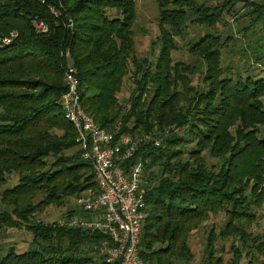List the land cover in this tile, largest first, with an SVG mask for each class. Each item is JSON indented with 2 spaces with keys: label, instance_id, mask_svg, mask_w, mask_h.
<instances>
[{
  "label": "trees",
  "instance_id": "trees-1",
  "mask_svg": "<svg viewBox=\"0 0 264 264\" xmlns=\"http://www.w3.org/2000/svg\"><path fill=\"white\" fill-rule=\"evenodd\" d=\"M153 1L159 50L140 57L135 0H0V184L12 183L0 193V234L32 235L26 250L0 247V264H107L97 250L100 234L36 220L48 206L97 191L60 105L68 66L79 78L83 110L98 126L115 136L161 137L136 153L146 164L142 260L188 264L191 232L223 213L217 235L232 240L228 264L242 257L235 242L251 255L248 264L257 255L264 264V231L247 228L264 206V0ZM241 10L249 23L240 39L223 33L225 15ZM39 20L45 32L36 30ZM188 25L207 32L186 44L192 62L174 61L175 37L183 39ZM242 39L254 41L246 44L252 54L244 50L241 67L224 64V50ZM125 82L132 85L120 99ZM81 208L66 206L61 219L86 215ZM218 237L208 231L199 264H224L214 248Z\"/></svg>",
  "mask_w": 264,
  "mask_h": 264
},
{
  "label": "built area",
  "instance_id": "built-area-1",
  "mask_svg": "<svg viewBox=\"0 0 264 264\" xmlns=\"http://www.w3.org/2000/svg\"><path fill=\"white\" fill-rule=\"evenodd\" d=\"M50 11L57 16L53 8ZM38 32L46 25L39 20ZM65 90L60 97L63 115L73 126L83 159L91 162L97 191L77 199L86 215L75 214L59 223L100 234L98 253L107 264H146L139 254L145 219V161L137 157L138 147L148 141L158 146L161 137H133L98 126L80 103L79 78L68 66L64 74Z\"/></svg>",
  "mask_w": 264,
  "mask_h": 264
},
{
  "label": "rangeland",
  "instance_id": "rangeland-1",
  "mask_svg": "<svg viewBox=\"0 0 264 264\" xmlns=\"http://www.w3.org/2000/svg\"><path fill=\"white\" fill-rule=\"evenodd\" d=\"M218 1L219 0H210V3L217 4ZM135 5L136 20L133 25L135 50L138 56L145 57L149 56V54L151 55L152 53H157L159 50V45L157 43V23L159 18V9L157 3L153 0H135ZM239 7L240 6H238V8ZM245 15L247 14L244 10L238 12L236 17H234L232 14L225 15L224 22L218 27L222 29L223 33H227L229 31L240 39V36H242V28H244L249 23V17ZM258 29L260 33L264 34V23L259 24ZM206 32L207 30L202 26L197 27V25H188V27L184 30L183 39L175 37L179 49L172 52L173 60L183 61L185 63L192 62L194 59L188 55L186 44L194 42V40H196L198 37L202 36ZM255 32L258 33L256 29ZM257 36L259 37V35ZM248 41L254 43V41L251 39H248L246 42L245 39H242L241 42L239 40L236 42L237 45L235 43L229 49H226V51L224 50L223 63H229L230 65L241 67L245 63L244 50L247 54H252L251 50L246 47ZM153 42H156V45H153ZM199 82L200 81L198 76H195L193 79V84H198ZM124 84L126 85H124L121 93H119L120 99H125L128 96L129 87L130 85H132L126 82ZM11 186V182L0 184V193L4 189L9 188ZM67 202L68 204L63 207L56 208L55 206H48L43 210V212L38 213L36 215V220H41L45 223H51L54 221L57 222L62 218V216L65 215L66 206H70V208H78L77 200L71 198L67 200ZM76 213L81 214L82 212L79 211ZM256 217L257 219L255 221H252L249 224V227H247L248 232H251L252 235H256L264 231V206L262 207V209H257ZM224 219L225 216L223 213L212 215L210 216L209 220L205 222L201 227L191 232L188 239V244L191 250L193 251L194 256L193 260H191L188 264L200 263L202 252L204 246L206 245L208 231H210L211 228L214 229L216 237H218L217 234L219 233V228H221V226L224 224ZM31 236L32 235H30V233L26 230L16 231L12 229H7L5 232L0 234V247L3 250L2 253L5 252V250L9 246H14L17 251L26 250L31 243ZM231 241V239H219V237L215 239L214 248L217 251H222L220 253L216 252V254H221L224 259V264L230 263L234 256ZM234 247H238V249L242 252V257L239 259L238 264H248V261L251 259V255L246 254L244 248H241L240 245L236 242ZM260 262V257L257 255L255 264H259ZM95 264H98L97 260ZM175 264L182 263L179 262Z\"/></svg>",
  "mask_w": 264,
  "mask_h": 264
}]
</instances>
